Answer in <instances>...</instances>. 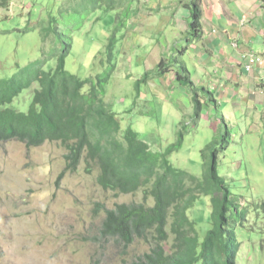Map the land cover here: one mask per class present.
Listing matches in <instances>:
<instances>
[{"label":"rangeland","instance_id":"obj_1","mask_svg":"<svg viewBox=\"0 0 264 264\" xmlns=\"http://www.w3.org/2000/svg\"><path fill=\"white\" fill-rule=\"evenodd\" d=\"M42 1L9 0V6L0 7V77L10 76L18 66L39 58L42 49L49 57L44 69L54 68L53 51L62 43H56L54 34L46 31L53 27L72 37L65 68L83 78L95 75L102 70L100 61L107 38L113 34L118 39L117 69L106 86L105 101L118 115L121 127L130 125L152 150H164L182 135L180 147L169 156L171 163L201 177L198 151L216 133L212 120L216 111L203 105L199 125H191V98L174 80L173 71L136 86L144 72L151 73L161 58L171 60L185 44L187 49L177 59L187 63L192 79L195 78L199 61L189 50L190 43H186L189 30L185 28L191 17L172 18L182 6L180 0H131L133 4L140 2V13L134 15L139 14L137 20L125 9H101L95 12L99 17L95 22L86 21L78 30L73 5L77 0L45 3V10H51L49 14L42 10ZM170 19L179 25L178 32L163 28ZM27 93L28 89L23 90L14 100L21 101L19 107L24 109L20 110L28 107ZM221 111L229 124L228 138L232 136L235 141L222 158L226 167L221 166L220 174L227 175L238 210L244 207L247 213L246 221H238L236 226V264H264V123L251 119L235 127L240 119L234 121L228 116V106ZM65 152L57 142L36 147H26L16 140L0 144V264L138 261L149 252L151 244L136 240L123 247L113 239H101L98 229L103 212L96 210V204L113 207L140 201L142 193L116 195L103 189L96 181L97 170L86 173L83 162L76 171L64 173ZM201 201L194 209V217L203 224L209 215L208 197Z\"/></svg>","mask_w":264,"mask_h":264},{"label":"trees","instance_id":"obj_2","mask_svg":"<svg viewBox=\"0 0 264 264\" xmlns=\"http://www.w3.org/2000/svg\"><path fill=\"white\" fill-rule=\"evenodd\" d=\"M52 1L56 0L40 3L47 14L51 10H45L44 4ZM73 5L78 15L75 30L86 21L95 22L99 18L96 11L101 9L128 10L134 20L140 13V2L133 4L131 0H77ZM7 6L9 0H0V7ZM186 6L191 15L186 42L198 41L202 36L199 0ZM46 31L54 34L56 43H62L53 51L55 67L44 69L49 57L42 49L39 58L18 66L10 76L0 77V144L16 140L36 147L57 142L66 151L64 173L76 171L83 162L86 173L97 170L96 181L103 189L116 195L142 193L140 201L113 207L96 204V210L103 212L98 229L101 239H113L123 247L136 240L151 244L149 252L131 264H236V226L238 221H246L247 213L244 207L238 210L227 175L220 174L221 166L226 167L222 158L235 140L228 138L229 124L214 93L196 86L186 62L177 59L187 45L177 49L171 60L161 58L151 73L146 71L136 80V86L173 71L174 80L191 98V125H199L203 105L216 111L212 115L216 133L198 151L201 177L171 163L169 156L180 147L182 135L164 150H152L130 125L121 127L118 115L105 101L106 86L117 69L115 35L107 38L101 72L83 78L65 68V58L72 49L71 35H63L57 27ZM26 89L29 104L20 110L24 109L19 107L21 101L14 100ZM239 125L243 126L241 122L233 126ZM202 197L209 201V215L203 224L194 217Z\"/></svg>","mask_w":264,"mask_h":264},{"label":"crops","instance_id":"obj_3","mask_svg":"<svg viewBox=\"0 0 264 264\" xmlns=\"http://www.w3.org/2000/svg\"><path fill=\"white\" fill-rule=\"evenodd\" d=\"M190 1L180 0L182 6L172 18L191 17L186 6ZM199 4L202 36L198 41L186 42L199 61L195 78L190 74L191 81L212 91L216 98L218 95L220 109L228 106V116L234 121L240 119L247 124L254 119L264 123V0H199ZM178 26L171 19L163 24L164 29L171 27L175 33ZM185 28L189 30L187 23ZM249 52L261 54L263 63L246 72L244 56Z\"/></svg>","mask_w":264,"mask_h":264},{"label":"built area","instance_id":"obj_4","mask_svg":"<svg viewBox=\"0 0 264 264\" xmlns=\"http://www.w3.org/2000/svg\"><path fill=\"white\" fill-rule=\"evenodd\" d=\"M245 64L243 66L246 72H250L254 69L255 66L263 63V56L256 52H249L246 56H244ZM262 93L264 95V83H262Z\"/></svg>","mask_w":264,"mask_h":264}]
</instances>
